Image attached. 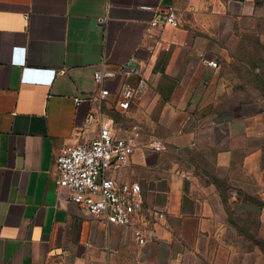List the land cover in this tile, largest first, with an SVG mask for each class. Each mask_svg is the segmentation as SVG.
I'll list each match as a JSON object with an SVG mask.
<instances>
[{"label": "crops", "instance_id": "obj_1", "mask_svg": "<svg viewBox=\"0 0 264 264\" xmlns=\"http://www.w3.org/2000/svg\"><path fill=\"white\" fill-rule=\"evenodd\" d=\"M169 6L180 24L151 27ZM263 29L264 0H0V264H255L231 217L264 233V66L238 60ZM132 59L148 87L130 110L116 105L122 75L86 98L103 60ZM91 110L139 126L120 173L146 198L130 226L55 184L60 149L99 131Z\"/></svg>", "mask_w": 264, "mask_h": 264}, {"label": "built area", "instance_id": "obj_2", "mask_svg": "<svg viewBox=\"0 0 264 264\" xmlns=\"http://www.w3.org/2000/svg\"><path fill=\"white\" fill-rule=\"evenodd\" d=\"M25 17L28 19L29 14ZM105 18L100 22L104 23ZM162 21L178 26L180 24L177 10L169 6L163 20L151 21L156 27ZM22 49H15V52ZM15 64L25 65V51ZM133 65L125 62L117 70L107 69L106 61L95 71V84L98 94L91 93L86 98L103 100L110 94L107 85L109 79L120 75L126 77L118 93L117 108L127 112L136 99L147 89L146 78L141 71L142 63L132 59ZM209 66L218 67V62L205 61ZM135 77L136 79H133ZM81 99H79L80 103ZM87 122L99 127L98 133L89 141L64 145L55 160L54 181L57 187L69 191V200L85 209L93 217H103L112 225L130 226L136 214L145 210V193L140 182L121 179L120 173L131 163L132 155L139 146L140 130L138 125L119 129L111 120L105 118L100 110H91ZM136 239L144 244L146 239L140 230L135 231Z\"/></svg>", "mask_w": 264, "mask_h": 264}, {"label": "rangeland", "instance_id": "obj_3", "mask_svg": "<svg viewBox=\"0 0 264 264\" xmlns=\"http://www.w3.org/2000/svg\"><path fill=\"white\" fill-rule=\"evenodd\" d=\"M238 58L240 63H251L256 67L264 66V29L263 32L253 34V36L246 39L243 52L239 54ZM242 75H245V73L242 72ZM253 202L255 208H258L259 203H256V200ZM254 219L256 220L255 215ZM231 221L237 225L239 231L252 236L255 244L253 251L263 253L262 255L258 254V259L255 264H264V233H261L258 228L256 229L255 225L250 227L243 222L240 223L238 216H232Z\"/></svg>", "mask_w": 264, "mask_h": 264}]
</instances>
